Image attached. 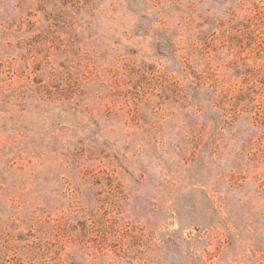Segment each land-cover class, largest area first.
<instances>
[{
	"label": "rangeland",
	"instance_id": "rangeland-1",
	"mask_svg": "<svg viewBox=\"0 0 264 264\" xmlns=\"http://www.w3.org/2000/svg\"><path fill=\"white\" fill-rule=\"evenodd\" d=\"M0 264H264V0H0Z\"/></svg>",
	"mask_w": 264,
	"mask_h": 264
}]
</instances>
